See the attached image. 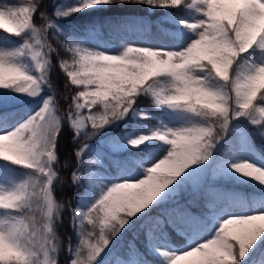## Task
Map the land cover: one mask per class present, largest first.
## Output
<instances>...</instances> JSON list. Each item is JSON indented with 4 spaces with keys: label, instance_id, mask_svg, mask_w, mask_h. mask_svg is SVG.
Listing matches in <instances>:
<instances>
[{
    "label": "snow or ice",
    "instance_id": "1",
    "mask_svg": "<svg viewBox=\"0 0 264 264\" xmlns=\"http://www.w3.org/2000/svg\"><path fill=\"white\" fill-rule=\"evenodd\" d=\"M116 3L180 9L183 16L169 11L162 20L172 28L173 47L93 50L63 32L61 20L53 22ZM48 8L55 10L54 18ZM37 14L41 27L34 22ZM50 31L58 48L70 55L59 68L78 87L66 113L74 144L82 134L99 136L129 114L151 119L138 107L145 98L158 109L195 118L176 128L161 121L149 135L117 133L101 141L107 152L87 162L89 144L79 143L75 160L87 168L71 172V183L84 191L72 215L79 243L73 247L69 241L67 264H111L109 245L115 241L113 247L118 246L123 234L137 226L146 251L130 241L116 264H264V0H78V6L66 10L55 0L0 5V90L35 98L43 87L51 88L50 55L58 48L49 43ZM11 116L0 95V122ZM63 118L49 95L35 115L15 127L0 126V264H58L56 224L62 205L54 192L62 181ZM149 141L158 144L142 156L141 145ZM102 160L98 173L92 166ZM9 166L22 167L27 175L8 185L4 169ZM110 168L117 170L114 179ZM218 177L257 182L259 187L247 193L257 202L255 209L233 213L218 208V200L239 198L216 184ZM201 188L200 211H193L194 200L180 202L182 193ZM168 228L186 237L182 250L169 240Z\"/></svg>",
    "mask_w": 264,
    "mask_h": 264
},
{
    "label": "trees",
    "instance_id": "2",
    "mask_svg": "<svg viewBox=\"0 0 264 264\" xmlns=\"http://www.w3.org/2000/svg\"><path fill=\"white\" fill-rule=\"evenodd\" d=\"M12 0H0V3H8ZM26 0H24V3ZM43 3H49L51 0H42ZM57 6H62L63 9H69L74 6H78V0H55ZM182 8V6H181ZM54 9L48 8L47 12L51 13L54 18ZM173 11L178 15L183 16L184 13L180 9H148L146 6L133 4V3H116L110 5L107 10H99L97 13H84L80 14L74 18H64V23L59 24L63 32H67L76 38L77 42L83 41L85 44H97L104 49H113L115 51H121L124 47L131 46V44L139 43L145 46H156V47H173V43L170 38V33L172 28L167 23H162L165 20L167 12ZM62 19V18H61ZM59 20L54 18L53 22ZM37 27H39L40 19L39 15L34 19ZM115 26V27H113ZM56 35L54 32H49V43L52 44L54 48H58L56 43ZM62 59H69L70 55L66 53L62 48H58V52H53L50 55V61L52 64L50 72V84L51 88L43 87L44 94L47 96L53 95L56 100L57 106L59 108L60 114L63 118L64 127L62 128V135L59 141L58 149L62 155L68 161L69 166L64 174L65 186L61 191V197L63 201L66 202L69 212L65 218V227L63 229L64 235L71 240L72 246H78L79 237L77 235L78 225L76 228L73 226L72 215L74 209L80 204V196L83 195V186H78L71 183V172L77 168L81 172H84L87 168V164L83 167L79 166L75 160V150L79 146V143L87 142L89 144V151L84 156V160L97 159V154L100 151H108L106 144H102L101 141H107L109 137L115 136L119 133L121 136L131 133L133 137L138 135H149L151 130L159 125L162 121L167 126H171L177 123H184L189 125L194 123L195 118L189 114L185 113H168L166 109H158L151 103L150 98H145L138 105L140 111L149 113L151 119L141 120L139 116H133L129 114L124 120L120 121L117 125H113L111 129H106L99 136L92 137L89 139L87 136L83 135L80 138V142L77 144L73 143L74 132L70 127L69 121L67 120L66 113L68 112L69 104L67 103V98L71 100V97L76 94L78 87L71 85L66 74L59 68V61ZM26 63L30 61L26 60ZM31 72V71H30ZM32 73V72H31ZM33 74V73H32ZM34 75V74H33ZM259 99V94L257 95V100L254 101V105ZM5 112L12 113V116L6 122H0V126L10 125L15 117L23 115L25 111H14V109H3ZM96 109L94 108L93 111ZM87 114V110H84ZM246 123V122H245ZM243 130V129H241ZM259 144V140L255 141ZM158 144L156 141H149L148 145H141L144 149L142 156H147L152 152L155 146ZM133 152H139V149H131ZM121 156L124 154L121 153ZM2 163V162H0ZM105 161H100L99 164L93 165L92 169L98 173H102ZM11 167V166H10ZM12 168V167H11ZM110 178H116L117 170L109 169ZM235 175V174H233ZM6 182V179H5ZM215 183L223 186L228 191H234L239 194V198L232 201L218 200L217 207L225 208L227 207L233 213L248 212L251 213L257 206V202L252 201L247 198V193L250 189L258 188L251 180H244L241 178L238 181H232L224 178H216ZM188 200H194L196 207L193 211H200L204 204L205 193L201 188L194 192L189 189L180 195V202L184 203ZM123 215V213L121 214ZM87 228L88 226L85 225ZM168 238L170 241L178 242L175 245L176 250H182L186 243V237L183 233L168 228L167 229ZM134 242L140 249H144V234L140 231L139 227H135L123 234L119 241V245L113 247L110 244L109 247L113 248V254L110 255L111 264H116L119 258L123 255L127 248L128 243ZM146 251V250H145ZM61 253V252H60ZM103 257L104 254L102 253ZM63 259L62 256H59ZM58 258V259H59ZM72 258L69 256L66 258L67 261ZM59 259V260H60ZM99 259V258H98ZM59 264H64L60 260Z\"/></svg>",
    "mask_w": 264,
    "mask_h": 264
},
{
    "label": "rangeland",
    "instance_id": "3",
    "mask_svg": "<svg viewBox=\"0 0 264 264\" xmlns=\"http://www.w3.org/2000/svg\"><path fill=\"white\" fill-rule=\"evenodd\" d=\"M21 3H24V0H12L8 3H0V5H2V6H14V5L21 4ZM109 7H110V5L104 6L103 8H98V9H95V8L94 9H85L84 11L76 13L74 15H71L67 18L70 19V18H74L80 14L92 13L95 11H96L95 13H97V11H99V10H107ZM58 19L61 20V23H64V21H63L64 18H62V19L58 18ZM41 26H42V21L40 19L39 27H41ZM12 39L15 40L17 43L20 42L17 37H12ZM9 46H12V45H9ZM84 46H88V47L92 48L93 50H101V51L111 52V53L117 52L113 49H110V50L104 49L101 46H99L97 44H92V43L91 44H85ZM131 46L162 48V47H156V46H145V45H142L139 43L131 44ZM25 63H26V61H25ZM27 65H28L29 72L31 71L35 75L36 74L35 68L32 65V63L31 64L28 63ZM50 72H51V70H50ZM49 83H50V75H49ZM45 87H48V86H45ZM43 92H44V90L41 91L39 96L32 98V97L24 96V95H16V94H12V93H6V92H3V90H0V95L3 96V109L8 108V109H14L17 111H18V109H20L19 111H25V112H23L24 113L23 115L14 118L13 122L9 125L10 127H15L16 124L28 119L30 116L35 115V113L41 109L44 100L48 97ZM67 103L69 105L71 104V100L69 98H67ZM68 110H69V108H68ZM63 122L64 121L62 119V128L64 127ZM69 124H70V122H69ZM181 126H185V124L184 123H177V124H173V125L168 126V127L176 128V127H181ZM58 158L60 161V163L58 165V173L62 177V181L56 185L54 195H55L57 202L62 205V208H61L60 217L57 220V224H56V235H57V238L60 242V250L57 253V259L59 258V256H62L63 259H60V258L59 259L62 260L63 263L65 264L66 260H67L66 258L69 256V252L67 250L68 245H69V239L64 235L63 229L65 227V218L69 212V208L67 207L66 202L63 201V199L61 197V191L63 190V188L65 186L64 174L67 171V167L65 166L66 158L62 155V153L60 152L59 149H58ZM4 172L7 174L5 183L8 185H12L16 182L22 181L25 178V176L27 175V173L22 169V167H19V166L17 167V169L11 168L9 166V168L4 169ZM2 211L3 210H0V212H2ZM59 259H58V264L60 262ZM180 264H189V261H181Z\"/></svg>",
    "mask_w": 264,
    "mask_h": 264
}]
</instances>
